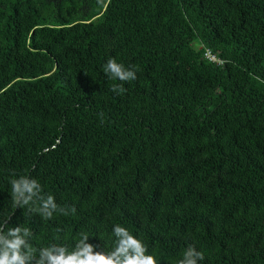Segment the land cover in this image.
Returning <instances> with one entry per match:
<instances>
[{
	"label": "trees",
	"instance_id": "trees-1",
	"mask_svg": "<svg viewBox=\"0 0 264 264\" xmlns=\"http://www.w3.org/2000/svg\"><path fill=\"white\" fill-rule=\"evenodd\" d=\"M16 175L68 215L13 207ZM113 224L160 264H264V0H0V229L107 252Z\"/></svg>",
	"mask_w": 264,
	"mask_h": 264
},
{
	"label": "clouds",
	"instance_id": "clouds-1",
	"mask_svg": "<svg viewBox=\"0 0 264 264\" xmlns=\"http://www.w3.org/2000/svg\"><path fill=\"white\" fill-rule=\"evenodd\" d=\"M102 72L114 84L111 91L120 95L126 91L123 82L134 81L138 69L125 66L110 57L101 67ZM12 204L15 208L27 207L44 220H51L54 213L67 216L68 211L59 207L55 197L44 195L40 182L26 175H16L9 181ZM70 211L75 213V208ZM113 247L102 251L98 244L90 242L87 232L78 234L71 249L58 242L35 248L31 243L30 228L16 225L0 229V264H160V260L149 253L146 244L122 224H113L110 232ZM58 239V238H57ZM205 259L204 253L188 245L176 264H200Z\"/></svg>",
	"mask_w": 264,
	"mask_h": 264
},
{
	"label": "built area",
	"instance_id": "built-area-1",
	"mask_svg": "<svg viewBox=\"0 0 264 264\" xmlns=\"http://www.w3.org/2000/svg\"><path fill=\"white\" fill-rule=\"evenodd\" d=\"M205 56H206L208 59L212 60V61H219V60L216 59V57H215L214 55H212L209 51H206V52H205Z\"/></svg>",
	"mask_w": 264,
	"mask_h": 264
}]
</instances>
